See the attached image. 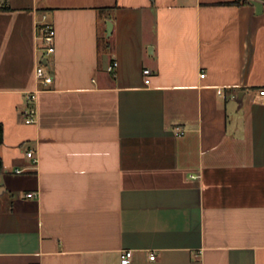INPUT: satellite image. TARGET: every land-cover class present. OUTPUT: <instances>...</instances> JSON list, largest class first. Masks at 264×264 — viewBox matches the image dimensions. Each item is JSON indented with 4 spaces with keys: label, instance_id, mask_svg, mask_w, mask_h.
Wrapping results in <instances>:
<instances>
[{
    "label": "crops",
    "instance_id": "crops-1",
    "mask_svg": "<svg viewBox=\"0 0 264 264\" xmlns=\"http://www.w3.org/2000/svg\"><path fill=\"white\" fill-rule=\"evenodd\" d=\"M258 1L0 0V264H264Z\"/></svg>",
    "mask_w": 264,
    "mask_h": 264
},
{
    "label": "built area",
    "instance_id": "built-area-1",
    "mask_svg": "<svg viewBox=\"0 0 264 264\" xmlns=\"http://www.w3.org/2000/svg\"><path fill=\"white\" fill-rule=\"evenodd\" d=\"M37 38L40 42L38 46L39 51V59L38 64L36 66V79L38 82H41L43 85H49L53 81L52 75L48 72L49 70V60L50 57H52L55 53V40H56V29L54 26V23L50 21H43L38 24L37 27ZM117 67V61L113 60L108 69L111 72H115ZM143 75H144V82L146 84H149L150 78L152 76V70L150 68H144L143 69ZM205 73H201V76L203 77ZM258 95L261 98V103L264 105V86L260 87L258 89ZM28 100L32 103L36 101L37 98V91H33L28 93ZM25 114V122L30 124L34 123V114H35V108L34 106H29L27 109L24 110ZM27 156L33 160V162L36 164L37 157L35 156L34 152L32 150L27 152ZM21 170L17 169L16 172H20ZM36 196V193L34 192H28L25 194V197L27 198H33ZM133 258V250L132 249H123L120 252V263L121 264H130ZM151 259L155 258V254L150 255Z\"/></svg>",
    "mask_w": 264,
    "mask_h": 264
},
{
    "label": "trees",
    "instance_id": "trees-1",
    "mask_svg": "<svg viewBox=\"0 0 264 264\" xmlns=\"http://www.w3.org/2000/svg\"><path fill=\"white\" fill-rule=\"evenodd\" d=\"M8 9H10V7L9 6H7V5H0V10H8ZM2 141H3V128H2V125H1V123H0V144L2 143ZM2 160H1V157H0V173H1V171H2Z\"/></svg>",
    "mask_w": 264,
    "mask_h": 264
},
{
    "label": "water",
    "instance_id": "water-1",
    "mask_svg": "<svg viewBox=\"0 0 264 264\" xmlns=\"http://www.w3.org/2000/svg\"><path fill=\"white\" fill-rule=\"evenodd\" d=\"M251 2H252L257 8H262V3L259 2L258 0H251ZM108 31H110V28H109Z\"/></svg>",
    "mask_w": 264,
    "mask_h": 264
}]
</instances>
